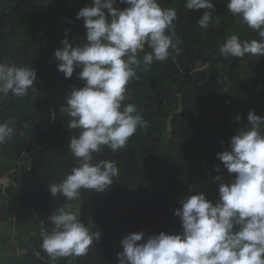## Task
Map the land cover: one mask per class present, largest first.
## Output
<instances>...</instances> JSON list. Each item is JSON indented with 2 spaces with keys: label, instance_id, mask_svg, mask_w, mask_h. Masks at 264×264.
Instances as JSON below:
<instances>
[{
  "label": "trees",
  "instance_id": "16d2710c",
  "mask_svg": "<svg viewBox=\"0 0 264 264\" xmlns=\"http://www.w3.org/2000/svg\"><path fill=\"white\" fill-rule=\"evenodd\" d=\"M91 2L0 0V62L32 66L37 72L25 97L10 93L0 100V122L8 121L15 129L0 145V178L9 172V181L0 182V215L11 224L14 213L18 217L15 226L23 250L18 264H118L125 236L139 231L178 233L180 220L174 210L181 207L180 200L203 192L215 203L214 177L220 175L224 182L232 178L217 153L230 150V139L248 124L249 111L264 116V57H224L219 52L231 34L251 40L259 39L258 33L228 12V0H213L216 16L207 30L197 23L204 9L187 10L185 0H159L161 7L177 11L180 54L141 65L139 80L128 84L131 99L126 103L142 111L147 128L138 129L119 151L105 148L96 155L97 161L114 160L119 167L110 188L99 193L82 190L79 201L53 197L49 184L59 183L76 166L68 148L76 130L67 127L71 118L60 110L72 88L84 84L77 78L79 69L71 78L58 71L54 52L62 49L65 38L74 45L85 42L83 20L76 16ZM64 17L77 24H65ZM198 61L210 67L192 72ZM172 105L175 111L167 109ZM6 191L12 194L13 210L6 207ZM69 206L79 208L81 221L101 236L86 256L52 261L41 248L40 229L50 230L48 216Z\"/></svg>",
  "mask_w": 264,
  "mask_h": 264
},
{
  "label": "clouds",
  "instance_id": "9594fccd",
  "mask_svg": "<svg viewBox=\"0 0 264 264\" xmlns=\"http://www.w3.org/2000/svg\"><path fill=\"white\" fill-rule=\"evenodd\" d=\"M117 3L127 7H114ZM185 7L205 10L197 21L205 30L216 16L213 0H185ZM227 10L258 33L259 39L242 40L231 34L219 48L220 54L264 57V0H228ZM76 18L83 20L85 42L74 45L65 38L62 49L54 52L57 69L65 78L79 69L77 78L84 81L67 94L66 106L60 110L71 118L67 127L76 130L68 145L76 166L59 183L49 184L53 197L62 195L67 201H79L82 190L104 192L119 177L116 161H97L96 155L105 148L119 151L138 129L148 126L142 111L126 103L131 99L128 84L139 80L141 65L179 55L181 43L176 38V9L161 7L159 0H92ZM146 47L151 51L145 52ZM36 81L32 66L0 62V100L10 93L25 97ZM247 121L231 137L230 150L217 153L233 178L224 182L220 175L214 177L216 202L203 192L181 199V207L174 210L180 231L125 236L118 264H264V116L249 111ZM14 134L10 122H0V145ZM48 219L52 227H41V248L52 261L86 256L100 239L99 231L81 221L79 208H61Z\"/></svg>",
  "mask_w": 264,
  "mask_h": 264
},
{
  "label": "crops",
  "instance_id": "0c3cea01",
  "mask_svg": "<svg viewBox=\"0 0 264 264\" xmlns=\"http://www.w3.org/2000/svg\"><path fill=\"white\" fill-rule=\"evenodd\" d=\"M117 4L123 7L119 3ZM114 7L116 6L114 5ZM4 194L8 197L5 201L7 209L13 210L15 203L12 194L7 191L4 192ZM17 218L16 213H14V216L12 217L14 223L11 224L10 219L7 216L3 214L0 215V264H18L19 261L22 262L23 250L20 248L15 226Z\"/></svg>",
  "mask_w": 264,
  "mask_h": 264
},
{
  "label": "built area",
  "instance_id": "2783aa9c",
  "mask_svg": "<svg viewBox=\"0 0 264 264\" xmlns=\"http://www.w3.org/2000/svg\"><path fill=\"white\" fill-rule=\"evenodd\" d=\"M118 8L123 9V7L119 6L118 4L115 5ZM64 22L65 24H70V25H75L77 24V22L73 21L71 18L69 17H64ZM210 67V63L209 62H202V61H198L196 62L195 66L192 69V72H198V71H203L206 70L207 68ZM8 174L9 172L6 173V175L2 178H0V182L6 184L8 181Z\"/></svg>",
  "mask_w": 264,
  "mask_h": 264
},
{
  "label": "rangeland",
  "instance_id": "374dc122",
  "mask_svg": "<svg viewBox=\"0 0 264 264\" xmlns=\"http://www.w3.org/2000/svg\"><path fill=\"white\" fill-rule=\"evenodd\" d=\"M167 109L168 110H170V111H175L176 109H175V107L172 105V106H167ZM245 114L242 112V113H240V117H243ZM30 144L31 145H34V146H36L37 147V149H38V146L36 145V142H35V140L34 139H31L30 140ZM233 178V177H232ZM231 178V179H232ZM76 206H74V207H71L73 210H76V208H75Z\"/></svg>",
  "mask_w": 264,
  "mask_h": 264
}]
</instances>
